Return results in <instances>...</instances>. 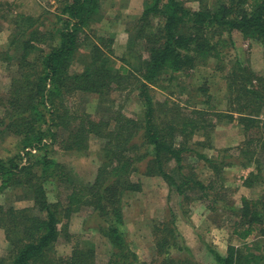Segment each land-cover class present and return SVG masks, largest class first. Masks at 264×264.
<instances>
[{"label":"trees","instance_id":"1","mask_svg":"<svg viewBox=\"0 0 264 264\" xmlns=\"http://www.w3.org/2000/svg\"><path fill=\"white\" fill-rule=\"evenodd\" d=\"M191 1L197 3L196 9L187 7L184 0H143L140 15L125 30L128 56L136 59L135 66L125 53L118 56L121 63L117 66L113 36L96 37V42L88 37L87 32L100 20V0H63L51 29H42L33 17H12L7 48L0 52L14 66L8 89L0 96V143L11 138L20 152L0 157V193L22 190L31 206L0 203V229L9 246L0 264H94L92 245L88 247L80 235L73 238L66 224L65 232L59 226L84 208L90 209L86 221L94 226L89 228L111 247L107 264H137V254L129 249L121 228L125 194L141 189V183L131 178L139 173L140 165L144 176L160 177L169 192H175L182 209L192 199H205L215 208L220 204L225 218L233 222L231 235L239 241L244 243L257 232L264 234V195L241 197L239 207L210 198L211 191L223 188L225 168L250 167L264 156V76L255 75L239 60L225 58L235 35L255 41L264 52V0ZM135 43L142 46V52L133 51ZM82 51L86 55L79 59ZM209 65L226 72L227 113L214 116L236 119L243 132L237 148L218 150L212 157L188 146L206 128V114L198 109L188 113L168 99L155 102L152 95L153 86L164 89L159 84L162 80L172 81L182 74L190 77L198 67ZM134 93L142 106L140 116L124 111ZM77 94L91 95L100 102L102 112H87L75 101ZM94 137L102 141L101 158L87 185L71 181L63 165L48 158L50 145L81 151ZM193 145L204 146L200 141ZM234 151L237 154L227 161L225 154ZM191 154L213 172L208 183L197 179L191 168L186 171ZM255 167V173L250 172L244 181L247 187L250 179L260 177ZM56 180L69 186L64 203L48 200L45 184ZM192 193L199 195L191 197ZM175 220L170 212L169 219L154 223V247L161 258L143 264H189L186 255L190 252ZM62 234L71 240V252L56 256ZM208 250L214 264H264V244L252 253H242L233 245L225 255Z\"/></svg>","mask_w":264,"mask_h":264},{"label":"rangeland","instance_id":"2","mask_svg":"<svg viewBox=\"0 0 264 264\" xmlns=\"http://www.w3.org/2000/svg\"><path fill=\"white\" fill-rule=\"evenodd\" d=\"M184 1L187 7L197 8V3L191 0ZM142 3L143 0H100V20L92 26V30L87 32L88 37L95 42L96 37L113 36L112 47L117 66L121 63L119 57L122 53H125V57L130 58L132 65L136 64V59L128 56L129 37L125 34V30L131 27L134 19L140 15ZM62 4L63 0H0V52H4L7 48L13 28L11 24L13 16L22 14L33 17L42 23V29H51L55 25L56 15L60 14ZM232 39L234 44L232 48L226 49V61L239 60L255 75L264 76L263 48L255 41L244 39L238 35L233 36ZM135 48L139 53L142 52L143 48L140 44L135 43V46L132 47L136 52ZM79 55V59H82L86 52H79ZM13 73V63L0 54V96L5 95ZM225 75L226 72H218L213 69V65H209L207 68L198 67L190 77L182 74V76H175L172 81H169L168 78L162 80L159 84L164 88L163 90L157 86L152 88L155 102L159 103L168 99L170 104H177L188 113L193 109H198L206 114L203 116L204 121L206 120V128L200 130L199 135H195L188 146L207 157L215 156L221 149H235L243 141L242 128L236 119L228 121L223 117L217 120L214 116L227 113L225 80L223 79ZM199 89L207 92L203 93ZM74 99L83 107L85 106V110L89 113H95L97 109L102 112L99 106L100 102L96 103L91 95L77 94ZM124 105V111L128 114L139 115L141 113L142 106L138 103L135 93L126 100ZM59 134L61 135L60 132ZM197 141H200L204 146L193 145ZM136 142L139 144V141ZM101 146L102 141L95 137L89 141L88 148L81 151L67 152L59 149L56 144L50 145L47 147L48 158L63 165V172L68 175L71 181L87 185L93 181L100 164ZM19 152L18 145L11 138L0 143V157L7 154L16 155ZM232 152L225 154L227 161H229L228 156L237 154V151ZM32 154L39 156L41 152H32ZM189 156L186 161L190 163V166L186 171L191 168L197 179L208 183L213 172L196 157V154ZM259 158V162L250 167L234 165L225 168L221 175L224 186L219 190L211 191L210 198L218 199V203L222 201L228 205L239 207L241 197L256 199L263 196L264 156ZM23 161H26L25 157ZM255 166L260 172V177L250 179L251 186L247 187L244 181L250 172L255 173ZM142 170L143 166L140 165L139 173L133 174L131 177L132 180L141 183V189L125 194L123 198L124 226L121 228L129 249L137 254V264L160 261V254L155 250L153 242V225L157 220L169 219L170 212L175 215V226L180 233L182 243L190 252L189 255H186L189 264H214L208 249L225 255L227 247L233 245L242 253H252L254 247L264 244V234L260 232L249 237L244 243L232 236L233 222L225 218L220 204H217L215 208L205 199L199 201L192 199L188 204H184L182 209L175 192H169V187L160 177H146ZM66 185L60 184L57 180L55 182L47 181L45 188L48 200L64 203L65 196L69 192V186ZM198 195L192 193L191 197H198ZM0 203L16 208L31 206V202L24 197L23 191L18 189H8L0 193ZM89 214L90 209L84 208L74 213L69 220H63L59 226L61 231H64L66 226L68 229L66 231L73 238L75 235H80L87 245L89 243L88 247L92 245L96 255L94 264H107L112 253L111 247L103 236L91 229L94 225L86 221ZM244 244L248 248L243 246ZM71 247V240L67 241L62 234L56 244V256H66L71 252ZM8 248L4 232L0 229V257L6 254Z\"/></svg>","mask_w":264,"mask_h":264}]
</instances>
